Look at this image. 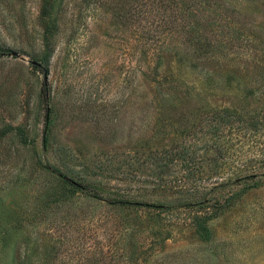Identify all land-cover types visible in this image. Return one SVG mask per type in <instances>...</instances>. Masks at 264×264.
<instances>
[{
	"label": "rangeland",
	"instance_id": "1",
	"mask_svg": "<svg viewBox=\"0 0 264 264\" xmlns=\"http://www.w3.org/2000/svg\"><path fill=\"white\" fill-rule=\"evenodd\" d=\"M42 1L0 0V264H264V0Z\"/></svg>",
	"mask_w": 264,
	"mask_h": 264
},
{
	"label": "trees",
	"instance_id": "2",
	"mask_svg": "<svg viewBox=\"0 0 264 264\" xmlns=\"http://www.w3.org/2000/svg\"><path fill=\"white\" fill-rule=\"evenodd\" d=\"M53 0H43L42 1V4H41V10H40V17L41 19L45 18L48 16L49 14V6L51 4ZM7 53V49H0V56L1 55H4ZM32 63L34 64V67L39 69V70H42L44 71V73H46L47 69L46 67H42V65L36 61H32ZM42 96H43V100L44 102L46 103V112H45V129L46 127H48V125L50 124L51 122V112H50V107H49V104H47L48 102V95H47V92H46V88H45V85L43 84V87H42ZM45 133H46V130H45ZM44 139L46 140V136L44 137ZM44 168H46L48 171L54 173V174H57L58 176H60L62 178V180L67 183L68 185L74 187V188H77L79 191L85 193V194H88V196L94 198V199H97V200H104L106 201L107 199H105V197L103 198V195L101 193H99V191H94L92 189L89 188V186L85 183H81V182H77V181H74L71 177H69L68 175H66L65 173H62L61 171H59V169H57L56 167L50 165V164H44L43 165ZM112 202L113 203H118L119 205H124V206H134V207H137V206H149V207H153L154 209H165L168 207V205H164L163 203L161 204H151V205H148V203L146 202H137V201H130L128 199H112Z\"/></svg>",
	"mask_w": 264,
	"mask_h": 264
}]
</instances>
